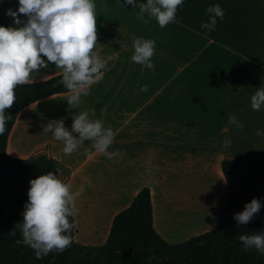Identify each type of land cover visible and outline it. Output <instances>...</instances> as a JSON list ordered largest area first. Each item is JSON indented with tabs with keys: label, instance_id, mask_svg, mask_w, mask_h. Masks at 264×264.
I'll return each instance as SVG.
<instances>
[{
	"label": "crops",
	"instance_id": "obj_1",
	"mask_svg": "<svg viewBox=\"0 0 264 264\" xmlns=\"http://www.w3.org/2000/svg\"><path fill=\"white\" fill-rule=\"evenodd\" d=\"M142 2L133 8L125 0H95L94 50L108 63L104 78L75 108L67 104L69 92L26 107L8 141L14 158L56 161L58 176L76 197L74 240L82 246L104 245L115 217L144 187L151 190L154 227L165 241L205 234L225 207L216 194L227 199L222 162L264 161V135H258L264 108L251 107V95L264 87V0H186L177 20L163 28L147 14L138 19ZM216 3L224 19L206 31L200 27L208 20L206 7ZM17 7L18 0H0V25L16 26L5 12ZM137 36L156 41L154 70L131 60ZM61 74L49 63L29 83ZM84 110L114 130L109 151L118 149L117 156L95 152L89 140L65 154L63 143L44 130L57 119L71 129L73 113ZM230 114L243 129L228 123ZM225 139L231 140L227 147Z\"/></svg>",
	"mask_w": 264,
	"mask_h": 264
},
{
	"label": "clouds",
	"instance_id": "obj_2",
	"mask_svg": "<svg viewBox=\"0 0 264 264\" xmlns=\"http://www.w3.org/2000/svg\"><path fill=\"white\" fill-rule=\"evenodd\" d=\"M186 0H145L139 3L137 17L154 18L163 28L177 20L178 6ZM127 5L137 7L136 0H125ZM208 20L201 24L206 31H214L217 18L224 19V10L219 3L206 7ZM6 15L13 18L14 26L0 25V136L7 130L12 119L6 109L17 99L16 88L31 80L32 73L47 67L49 63L62 69L60 83L68 90L67 104L70 109L88 96L91 86L104 78L108 63L94 50L97 43L95 0H18L17 9H7ZM20 14L26 19H21ZM156 41L137 36L133 40L134 52L131 60L154 70L151 59L155 54ZM46 58V59H45ZM148 85L140 87L146 92ZM251 107L255 111L264 108V87L251 95ZM228 123L239 129L243 124L230 114ZM52 136L63 143V152L71 154L85 140L92 141L95 152L112 158L119 150L109 151L115 139V132L106 127L102 119H92L89 111L73 113L71 129L65 127L63 119H57L44 127ZM74 133L76 135H74ZM264 135V130H258ZM231 144L230 139L223 146ZM28 200L24 205L23 221L17 227L23 239L17 243L34 250L36 259H42L50 252H63L72 244V229L75 221L69 217L79 212L71 185L55 172L49 171L29 181ZM264 207L261 199L253 198L244 209L234 213L238 225H245ZM245 251L255 249L264 255V230L254 234H240Z\"/></svg>",
	"mask_w": 264,
	"mask_h": 264
},
{
	"label": "trees",
	"instance_id": "obj_3",
	"mask_svg": "<svg viewBox=\"0 0 264 264\" xmlns=\"http://www.w3.org/2000/svg\"><path fill=\"white\" fill-rule=\"evenodd\" d=\"M62 74L49 80L18 85L17 99L7 130L0 136V264H264V255L254 248L245 251L240 234L264 230V207L245 225L234 213L254 197L264 204V161H223L227 199L217 226L183 243L170 244L154 227L152 193L142 188L132 204L114 219L107 242L99 247L75 242L63 252H50L36 259L34 250L17 243L23 239L17 227L23 221L29 181L49 171L59 175L56 161L47 156L17 159L8 154V141L19 113L48 96L68 93L60 83ZM70 222L74 216L69 217Z\"/></svg>",
	"mask_w": 264,
	"mask_h": 264
},
{
	"label": "rangeland",
	"instance_id": "obj_4",
	"mask_svg": "<svg viewBox=\"0 0 264 264\" xmlns=\"http://www.w3.org/2000/svg\"><path fill=\"white\" fill-rule=\"evenodd\" d=\"M223 199L224 201V204H225V200H226V193H224L223 192V194L222 193H220V192H218L217 194H216V199Z\"/></svg>",
	"mask_w": 264,
	"mask_h": 264
}]
</instances>
